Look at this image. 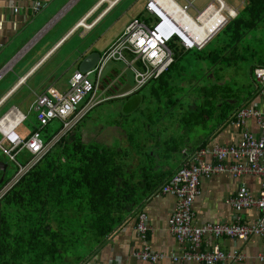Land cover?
<instances>
[{
	"label": "crops",
	"instance_id": "1",
	"mask_svg": "<svg viewBox=\"0 0 264 264\" xmlns=\"http://www.w3.org/2000/svg\"><path fill=\"white\" fill-rule=\"evenodd\" d=\"M140 1L119 0L111 6L108 1L102 2V0H0V73L7 70L0 80V102H2L0 104V119L14 108L28 115V121L19 130L25 139L28 136V131L32 132L35 128L30 124L32 122L38 123L36 115L32 111V106L38 97L47 95L57 100L69 93L70 80L76 72H81L80 67L84 60L94 53L100 54L98 64L90 71H93L91 76H95V78L92 81L98 88L96 97L98 105L113 97L129 99L134 95H139L142 91L151 90L157 102L160 101L158 92H162L164 99L159 103L163 106L159 103L155 104L157 110L159 107L164 110L168 98L165 96L167 86L172 84V87L175 88L173 96L179 95L183 87L187 88L190 93H196L195 89L194 91L191 90V85L186 86V82L181 81L178 77L170 79L169 76H164L166 73L163 75L164 77L151 80L144 88L135 91L136 82L132 66L133 64L136 66L140 64L134 62L135 57L129 53L126 55L125 61L112 62L104 69L102 76L97 74L96 69L102 56L117 42L133 21L141 19V22L150 26L148 21L153 16L148 11L150 0L146 3L144 16L142 14L137 15L135 12V6ZM179 1L181 0H176L178 5L187 7L188 15L195 20L213 3V0H208L210 2L206 6L198 8L196 0L185 5H181ZM227 1L236 9L244 7L240 4L241 0ZM39 3L41 7L37 8L36 5ZM15 8L18 9L17 12H15ZM190 11H193V14ZM85 18H87L88 23L93 24V27L88 30L82 27L77 28L79 22ZM157 18L160 20L159 17ZM219 33L220 31L207 44ZM205 46L185 49L197 48L200 50ZM251 77L256 92L249 93L246 97L241 93V105L237 106L239 100L233 101V107L230 106L232 110H221L217 113L218 115L228 113L227 119H221L216 115V112L210 114L207 120L212 128L207 133L201 132L196 135L195 129L188 137L186 129L180 133L182 130L180 126L183 125L181 123L182 117L180 113L175 112L178 115H176L173 125L174 128H180L178 136L183 139V145L175 148L177 150L173 149V151H178L177 153L182 152L180 153L182 156L177 161V166L172 167L170 177L183 166L190 165L196 152L202 148L236 145L246 130L260 136L261 129L256 118L248 119L244 126L234 124L237 120V114L242 109L254 108L264 112L262 88L252 75ZM155 83L156 86L153 85ZM117 91L118 94L115 93ZM10 92L12 93L10 94ZM115 94L117 96H114ZM90 99L91 96L83 101L80 110L86 107V103ZM177 101L179 102L180 98H177ZM137 108L133 107L132 109L136 110ZM130 115H134L133 111ZM59 122L61 127L53 136L48 131L50 125L44 129L43 133L50 136L49 140L59 138L61 135L63 123ZM109 128L111 131L106 132L104 126L98 127V133L82 128L85 143L100 142L99 144L103 146H113L115 144L113 140L118 138L114 137L109 140L107 135H111L113 132L119 133L121 128L108 126ZM203 128L204 126H202ZM165 130L168 132V126L159 129L160 136ZM91 137H96V139L91 140ZM174 138L175 136L169 133L163 138L168 143L162 142L171 147L169 142L173 141ZM2 141L3 135L0 132V143ZM59 143L60 141L56 146ZM28 158L29 156L25 154L21 160L26 163ZM0 161L8 164L9 168L11 162L3 154ZM243 162L244 164L247 163L246 160H228L226 165L232 167ZM16 168L18 172V167L16 166ZM241 186L246 189L248 195L251 194L257 198L262 191L263 177L257 174H246L236 178L230 171H227L209 178H201V192L193 205V225L203 227L209 223H231L235 216V209L229 201L239 195ZM176 206L177 199L174 196L163 194L161 190H158L141 203L138 212L128 215L120 229L105 239L100 245L97 255L92 254L83 264H206L191 256L194 253L184 249V245L172 233L171 222ZM141 211L149 216L148 245L151 254L155 257L158 256V261H140L134 256V253L141 246L135 232L138 213ZM262 214V211L256 208L246 209L241 213V219L244 224L252 225L261 218ZM204 241L207 246L204 245L197 253L207 252V250L214 251L218 247L223 252L233 254V252L239 251L245 255L244 261L234 263L231 258H228L227 264H232V262L233 264H264L259 260L260 254L264 252V240L260 236H254L247 242L209 236H206Z\"/></svg>",
	"mask_w": 264,
	"mask_h": 264
},
{
	"label": "trees",
	"instance_id": "2",
	"mask_svg": "<svg viewBox=\"0 0 264 264\" xmlns=\"http://www.w3.org/2000/svg\"><path fill=\"white\" fill-rule=\"evenodd\" d=\"M238 12L203 49L175 53V62L164 75L191 82V90L202 97L194 101L196 110L206 107L223 119L227 114L217 113L242 97V90L225 77L226 69L247 67L254 77V70L264 67V0H245ZM161 95L158 92L160 101ZM132 111L138 113L126 114ZM206 113L198 111L199 123L208 119ZM189 114L191 119L181 118L187 137L194 130L188 120L195 114ZM30 125L35 128L25 139L38 129V123ZM75 129L61 139L58 151L52 149L0 200V264H83L99 253L100 245L129 214L138 212L141 203L171 179L173 168L158 153L161 136L159 129L153 131L152 122L132 132L122 130L126 145L86 144L80 126ZM43 131L45 141H50ZM4 182L0 188L9 182L7 177Z\"/></svg>",
	"mask_w": 264,
	"mask_h": 264
},
{
	"label": "built area",
	"instance_id": "3",
	"mask_svg": "<svg viewBox=\"0 0 264 264\" xmlns=\"http://www.w3.org/2000/svg\"><path fill=\"white\" fill-rule=\"evenodd\" d=\"M108 1L112 6L119 0ZM223 4L231 8L224 0ZM151 3L148 11L155 14L151 9ZM37 8L41 7L39 3ZM154 6V5H153ZM217 1L213 3L195 20L202 23L201 19L211 8L217 7ZM187 12V7L180 6ZM36 8V9H37ZM232 9V8H231ZM227 15L224 22L215 32L222 30L230 20L235 19L238 11ZM18 9L15 8V12ZM169 22L174 29L178 27L176 21L171 19ZM87 18L79 22L77 28L82 27L85 30L91 29L93 24L87 22ZM163 21L153 29L147 27L140 20H135L127 28L125 34L105 52L96 69L99 76H102L104 69L112 62L125 61L126 55L132 54L135 57L132 70L135 76L136 89L139 91L144 88L151 80L158 79L169 71L173 65V55L169 49V44L173 37L167 38L160 29ZM204 46L200 45L199 48ZM190 47V46H189ZM195 47V46H192ZM7 70L0 73V80L4 77ZM92 72H76L70 80V91L57 100L47 95L38 97L32 106V111L38 121V129L33 132L29 139H24L19 133L22 125L28 121L29 116L14 108L8 114L0 119V132L3 135V141L0 143V150L7 159L18 167V172L8 184L0 191V200L11 191L32 169H34L47 154L61 141V139L77 128L85 119L88 113L98 105L96 97L98 88L90 79ZM254 78L260 84L264 97V67L254 70ZM12 92H10L11 94ZM9 94V95H10ZM86 107L80 110L83 101L90 97ZM8 97V96H7ZM6 99V98H5ZM4 99V100H5ZM3 100V101H4ZM2 102H0L1 104ZM256 118L260 126V136L244 131L238 144L232 146H214L212 148H202L198 150L190 165H185L175 173L171 179L160 189L163 194L174 196L177 199L176 211L172 216L171 231L178 241L184 245V249L194 253L196 259L206 264H227V259L231 258L234 263L245 260V255L239 251L233 254L223 252L218 247L214 251L199 252L206 245L204 238H228L233 241L247 242L254 236H260L264 240V112L252 109H242L237 114V126H244L248 119ZM59 120L63 123V128L59 138L45 141L42 131L47 128L51 122ZM29 156L26 163L21 158L23 155ZM243 161L232 167L226 165V161ZM230 171L236 178L246 174H257L263 177L262 191L255 198L248 195L246 189L240 188L239 195L229 202L235 209V216L231 223L206 224L203 227L193 225V205L195 199L200 194L201 178L212 177L216 174ZM256 208L262 211L261 218L254 224H244L241 219V213L246 209ZM149 216L145 212L138 213L136 225V235L140 241V249L134 253V256L140 261H158V256L152 255L148 245L149 236ZM207 246V245H206ZM162 257V256H161ZM163 258V257H162ZM177 258V257H175ZM179 260V258H177ZM259 260L264 263V252L260 254ZM232 262V264H233Z\"/></svg>",
	"mask_w": 264,
	"mask_h": 264
},
{
	"label": "rangeland",
	"instance_id": "4",
	"mask_svg": "<svg viewBox=\"0 0 264 264\" xmlns=\"http://www.w3.org/2000/svg\"><path fill=\"white\" fill-rule=\"evenodd\" d=\"M148 0H141L136 6H135V12L137 15L142 14L143 16L146 14L145 12V7H146V3ZM193 0H181L179 1V3L181 5H185L188 2H192ZM227 5H229L232 9L239 11V9L234 8L233 6H231V3H229L227 0H224ZM234 1V0H233ZM208 0H196V5L198 8L204 7L208 4ZM229 3V4H228ZM217 8L219 7V2L217 1ZM237 4V3H236ZM241 5H245V0H241ZM191 14H193V11H190ZM227 14H229V12L225 11L224 16H227ZM158 15V14H156ZM141 20V19H140ZM143 21V20H142ZM159 22H161L156 16H151L148 24L152 27H154L156 24H158ZM169 46L171 47V49L173 50L174 54L175 53H179L182 54L184 53L186 50L185 48H188L189 45H187L185 42L181 41L177 36L174 37V39L171 40ZM197 45H195L196 47ZM197 49V48H195ZM176 56V55H175ZM220 65V64H219ZM221 66V65H220ZM204 67V66H203ZM204 69H207V65H205ZM216 73H220V70H217ZM225 77L231 82V84H233V86H238L240 91L242 90L243 96H247L249 93H254L256 92L255 86L253 84L252 81V77H251V73L249 71V69L247 67H243L241 68V70L237 71L234 68L233 69H226L225 72ZM232 76V79L230 76ZM95 76H90L91 80H94ZM198 78L200 79V74L198 75ZM214 78L212 75L209 76V79ZM230 78V79H229ZM208 78L205 77L202 80V84H204L205 80H207ZM234 81V83H233ZM191 82L186 81L185 85L188 86L190 85ZM200 82L199 84H197V86H201L202 85ZM154 86H156L157 84H153ZM185 89V90H184ZM173 92H175V88L171 86H167V90H166V97L167 98V105H165L164 110H166L165 112H156L157 110V106L155 103H159L164 99V96L161 95V101L155 100V96L154 94L151 93V90H145L142 91L141 93H139V95H134L132 98L129 99H121L119 97H113L110 98L108 100L103 101L102 103H100L99 105H97L95 108H93L88 115L85 117V119L81 122L80 126V131H82L83 129L87 128L90 129L91 131H95L96 133H98V127L100 128L101 126H104L106 129V132H110L111 128L108 129V126H120L121 127V132L119 133H111V135H107V138L109 140H112L114 137L118 138V139H114L113 143L119 145L118 142H120L123 145H126L128 142H126V138L127 135L122 131H129L132 132L134 130H139V127H142V124L144 122H152V128L153 131L159 129H163V126L165 128V126H168V132H166V130L164 131L163 135L161 136V142H159V146L160 149L158 151V153L160 154V156L163 157V163L166 164H170L171 167H176L177 165V161L179 160V158H181V154L180 153H173V149L175 148H179L180 146H182L183 144V139L180 138L178 136V131L179 129L182 127V130L180 133H183L185 130V123H183L182 126H180V128H174L173 122L176 118V115H178V113L181 114L182 119H191L190 118V114L189 112L192 111V113L195 114V116L193 117L192 120H188L193 122L192 124H194V129H195V134L199 135V133H207L209 131V129L212 128L211 124L208 122V120H206L204 123H199L198 120V112L195 111L196 110V106H195V99L200 100L202 97L200 95V93H197V90L195 89V92H189V90L187 88H182V91L179 95L177 96H173ZM116 94H118V91L115 92ZM114 96H117V95ZM198 94V96H197ZM177 98H180V101H176ZM161 106H163L161 103H159ZM202 106L203 103L201 101ZM230 104L234 105L233 101H230ZM242 104V100H239V103L237 104V106ZM191 106V108H189ZM133 107H138L136 110L132 109ZM161 108V107H160ZM128 110H135V112H140L138 114L135 115H125L127 113ZM158 110H163V109H158ZM168 114L164 117V114L168 111ZM194 110V111H193ZM214 110H218V108H215ZM223 110H232L230 109V107L228 105L224 106ZM178 112L177 114L175 112ZM200 111H206L207 115H206V119L208 118V115L213 114L214 111L213 110H208V108H203L198 110ZM215 114V113H214ZM227 114V118L229 117V114ZM162 116V119L159 120V118ZM221 119H223V117L219 116ZM225 118V119H227ZM202 119L200 118V122ZM164 121V122H163ZM156 123V124H155ZM162 125V126H161ZM202 126H204V128L202 129ZM61 127V123L59 121H54L50 124L49 126V132L50 135L53 136L55 134V132L57 130H59ZM83 128V129H82ZM140 133H144L146 134L145 131H140ZM171 133L172 135L175 136V138L173 139V141L169 142V145L171 147H168V145L166 143L167 140H163V138L167 135ZM145 137V136H144ZM143 137V138H144ZM96 139V137H91V140ZM165 141V142H162ZM186 142V141H185ZM184 142V144H185ZM100 143V142H99ZM157 143V142H155ZM121 146V145H120ZM58 146H55L53 148V152L58 151L56 148ZM172 148V150H171ZM56 149V150H55ZM169 149L170 152L172 153H167L168 155L165 154V152ZM0 158H2V155L0 154ZM17 172V168L14 164L9 163V168L7 171V179L8 181H10L14 175ZM1 183V182H0ZM5 182L1 183L2 185H4ZM4 188L1 187L0 191Z\"/></svg>",
	"mask_w": 264,
	"mask_h": 264
},
{
	"label": "bare ground",
	"instance_id": "5",
	"mask_svg": "<svg viewBox=\"0 0 264 264\" xmlns=\"http://www.w3.org/2000/svg\"><path fill=\"white\" fill-rule=\"evenodd\" d=\"M216 1L219 2V7L218 8L214 7V8H211L210 10H208L205 13V16H203L201 19L202 23H198L197 21L192 19L188 15L187 12H185L181 9V7L178 5L176 0H150L148 7L151 3H153L154 6L151 5L150 9L155 14H152V13L151 14L159 17L160 20L163 21L159 30H161L162 33H164L167 38H171V36L173 37V29H172L173 26L169 22L170 20H168V18L170 17L171 20L177 22L180 32H182L187 37V39H184L187 42V43L185 42L187 45L192 47L195 45H203L206 42L204 44V46H205L207 44L208 40L212 37L213 33H215V31L219 27H221V24L224 22V20L226 18V16H224L225 11L229 12V14L233 12V10L231 8H228L227 6H225V4H223V1H221V2L219 0H216ZM156 14H158V15H156ZM229 14H227V15L229 16ZM159 24H160V22L155 26H158ZM145 25L147 27H149L150 29H153L155 27V26L150 27L147 24H145ZM127 28H126L125 32L127 31ZM125 32L123 33V35L125 34ZM180 32L179 31L176 32L174 34V36ZM169 49L172 52L173 60L175 62V54H174V52L170 46H169ZM174 62H173V64H174ZM2 176L3 175H1V179H2ZM6 176H5L4 181L6 180Z\"/></svg>",
	"mask_w": 264,
	"mask_h": 264
},
{
	"label": "water",
	"instance_id": "6",
	"mask_svg": "<svg viewBox=\"0 0 264 264\" xmlns=\"http://www.w3.org/2000/svg\"><path fill=\"white\" fill-rule=\"evenodd\" d=\"M168 19H171L170 17L168 18ZM180 32V30H179V28L178 27H175L174 29H173V34H175L176 32ZM221 31V30H220ZM219 32V31H218ZM217 32V33H218ZM216 32L215 33H213V35H212V37L208 40V42L217 34ZM181 41H183V42H186L184 39H187V37L182 33V32H180V33H178L177 35H176ZM190 40V39H189ZM207 42V43H208ZM187 43V42H186ZM206 43V42H205ZM204 43V44H205ZM196 47H200V45H197ZM99 59H100V54H98V53H94V54H91L90 56H88L85 60H84V62L82 63V65H81V67H80V71L82 72V73H88V72H90L91 70H93L95 67H96V65L98 64V62H99ZM7 169H8V165L7 164H5L4 162H1L0 161V178H1V174L3 175L2 176V179H1V183H3L4 182V179H5V176H6V173H7ZM0 183V184H1Z\"/></svg>",
	"mask_w": 264,
	"mask_h": 264
},
{
	"label": "clouds",
	"instance_id": "7",
	"mask_svg": "<svg viewBox=\"0 0 264 264\" xmlns=\"http://www.w3.org/2000/svg\"><path fill=\"white\" fill-rule=\"evenodd\" d=\"M176 37V36H175Z\"/></svg>",
	"mask_w": 264,
	"mask_h": 264
}]
</instances>
